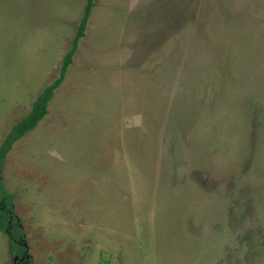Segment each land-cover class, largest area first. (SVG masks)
Wrapping results in <instances>:
<instances>
[{
    "label": "rangeland",
    "instance_id": "374dc122",
    "mask_svg": "<svg viewBox=\"0 0 264 264\" xmlns=\"http://www.w3.org/2000/svg\"><path fill=\"white\" fill-rule=\"evenodd\" d=\"M84 5L0 0V109L17 98L0 113V143L57 77ZM57 132L68 142H44L37 158L31 146ZM94 162L122 196L139 264H264V0H94L47 116L4 161L16 217L48 167L52 195ZM33 214L29 255L54 261ZM11 261L0 232V264Z\"/></svg>",
    "mask_w": 264,
    "mask_h": 264
},
{
    "label": "crops",
    "instance_id": "0c3cea01",
    "mask_svg": "<svg viewBox=\"0 0 264 264\" xmlns=\"http://www.w3.org/2000/svg\"><path fill=\"white\" fill-rule=\"evenodd\" d=\"M25 93L27 95V92ZM10 97L12 100L5 96V98L9 100L6 102L2 101V103H4L6 107L3 110L0 109V113L8 109H12V107L16 105V92L10 95ZM52 99L48 103L47 114L48 107L50 106ZM19 104H21L23 107L22 102H20ZM77 110L78 108H75L74 111L76 112ZM47 114L45 115V117L47 116ZM43 119L39 121L34 129L27 132L19 140H17L13 144L9 153L12 152L17 142H21V140L27 134L37 131ZM4 121L5 120L3 119L2 124L0 123V127L5 124ZM68 132L69 130L65 132V136L63 137H66V134H68ZM97 135H99V133L96 131L93 136L94 138L88 140L90 143L88 145L90 146V148L95 147V152L96 150H98V148L94 145L98 144L94 141L96 138L95 136ZM73 136H75L74 133ZM57 137L60 138L59 132L47 137H41L40 141L31 146L33 147L32 152L34 151V154H37V158H39L40 152L38 150V146L42 145L45 147L44 142L46 141L49 143H55L54 141ZM61 142L68 141L61 140ZM57 149L58 148L51 146L48 150V154L52 153L53 151L58 152ZM8 154L6 158L8 157ZM48 154L46 153V155ZM92 165L96 166L99 170L91 171L90 166ZM90 166H74L79 170V173L89 174L83 177L78 176L81 178L79 182H76L78 187L69 186L68 189L64 187V191H61L62 189L55 188L52 195H50L48 192H45L47 181L51 180L53 182L54 180L60 178H58V175L53 172V168L49 169L48 167V169H46L48 170L47 172L51 171L52 173H48L47 175H45L46 179L42 184H40V187H35L34 195H32L33 192H28V195L30 196V203L28 205V209L25 212L26 216L23 217L18 215L20 225L25 232V237L27 236L28 238L27 227L31 228V225H33L31 223L30 217L34 213L33 216L36 227V239L40 241L39 243L41 245L42 243L44 244V246L38 248V250H44L47 245H50L51 251L49 256H51L52 259L54 258V261L47 262L42 260L41 262L38 261L36 264H113L116 259L119 261V264L140 263V253L137 249V245L128 241V239L130 238L134 239L133 235H135V226L132 225L131 227V225L127 223L126 229L124 228V225L122 223L123 219L121 211L123 210V206L121 203L122 196L118 197V195L112 193V188L117 187L116 183H114L115 186L111 185L112 188L109 187L108 189V183H105L107 181H104V179H108V174L100 173L98 163H90ZM110 175H113V173ZM114 176L117 177L116 174ZM2 180L6 187L7 184L3 176ZM56 191L59 192L57 193ZM117 199H119L120 201L119 205L118 203H116V205L114 206L109 205V203H113L112 201H116ZM16 202L17 201L15 197L13 202L14 207L16 205ZM47 203H51V205H48ZM118 216H120L121 219H118ZM137 229L138 228L136 226V232ZM35 243L37 244L38 241H35ZM46 251L47 250H45V252ZM41 256L48 257L44 254H41Z\"/></svg>",
    "mask_w": 264,
    "mask_h": 264
},
{
    "label": "trees",
    "instance_id": "16d2710c",
    "mask_svg": "<svg viewBox=\"0 0 264 264\" xmlns=\"http://www.w3.org/2000/svg\"><path fill=\"white\" fill-rule=\"evenodd\" d=\"M94 7V0H85L84 11L76 25V32L70 47L63 55L58 75L50 83L45 85L42 91L33 99L31 108L27 115L16 122L0 143V232L9 242V250L12 257L10 264H36L29 255V246L26 242L25 232L14 213L13 202L15 195L7 191L2 180V168L5 158L13 144L24 134L31 131L47 114V106L53 97L55 90L62 84L73 57L78 49Z\"/></svg>",
    "mask_w": 264,
    "mask_h": 264
}]
</instances>
